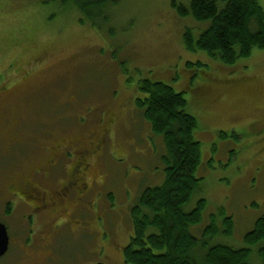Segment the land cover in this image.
I'll return each mask as SVG.
<instances>
[{"label": "rangeland", "instance_id": "rangeland-1", "mask_svg": "<svg viewBox=\"0 0 264 264\" xmlns=\"http://www.w3.org/2000/svg\"><path fill=\"white\" fill-rule=\"evenodd\" d=\"M114 1L110 25L100 29L55 2L0 0V127H10L0 138V220L11 241L0 264H126L131 209L164 181L163 139L136 106L146 97L141 79L184 93L198 121L201 182L185 210L200 200L207 208L193 236L204 241L212 216L221 230L229 217L233 236L209 244L246 248L244 237L264 218V50L225 66L185 48V33L198 39L208 24L181 17L173 0ZM104 129L107 145L85 174L94 184L89 204L75 223L31 224L30 209L7 200L4 186L29 178L57 143L97 141L93 131ZM250 263L261 264L256 248Z\"/></svg>", "mask_w": 264, "mask_h": 264}, {"label": "trees", "instance_id": "trees-1", "mask_svg": "<svg viewBox=\"0 0 264 264\" xmlns=\"http://www.w3.org/2000/svg\"><path fill=\"white\" fill-rule=\"evenodd\" d=\"M48 1L78 12L82 23L90 21L95 26L99 24L100 29L110 25L108 8L118 5L114 0ZM172 7L183 18L208 24L198 39L190 30L185 33L183 44L192 53L201 51L225 66H235L241 59L249 58L255 49L264 50V9L259 0H189V6L173 0ZM127 81L131 83L130 78ZM137 89L146 95L137 100V108L143 111L154 135L163 139L165 154L160 159L163 167L160 171L164 181L144 189L138 204L131 209L134 235L124 249L125 263L251 264L256 248L264 264V218L244 237L246 248L209 244L222 235L233 236L234 226L229 217L223 218L221 230L212 216L202 234L204 241L193 236L192 228L202 224L207 208L206 201L200 200L193 210H185L201 182L196 177L202 163L201 145L195 139L198 121L188 112L184 93L173 87L141 79Z\"/></svg>", "mask_w": 264, "mask_h": 264}, {"label": "flooded vegetation", "instance_id": "flooded-vegetation-1", "mask_svg": "<svg viewBox=\"0 0 264 264\" xmlns=\"http://www.w3.org/2000/svg\"><path fill=\"white\" fill-rule=\"evenodd\" d=\"M4 90L0 89V92ZM9 128L8 125L0 127V138L4 136L2 130ZM103 132L93 131L92 137L97 141L57 143L52 156L40 164L29 178L22 175L13 177L4 186L7 200L17 199L30 209L26 217L30 218L31 224L35 223V218L51 227L63 220H69L71 224L74 220L75 223V215L89 204L88 196L94 184L88 181L85 174L92 167L89 158L93 159L107 145L108 131L104 129ZM11 140V145H15L20 137Z\"/></svg>", "mask_w": 264, "mask_h": 264}, {"label": "water", "instance_id": "water-1", "mask_svg": "<svg viewBox=\"0 0 264 264\" xmlns=\"http://www.w3.org/2000/svg\"><path fill=\"white\" fill-rule=\"evenodd\" d=\"M10 246V237L8 235L7 228L0 222V259L4 257Z\"/></svg>", "mask_w": 264, "mask_h": 264}]
</instances>
